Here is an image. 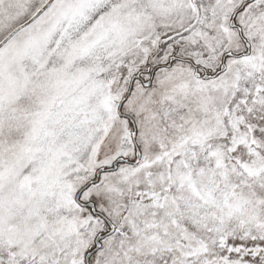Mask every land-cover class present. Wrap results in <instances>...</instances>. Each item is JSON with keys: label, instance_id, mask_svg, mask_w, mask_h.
Instances as JSON below:
<instances>
[{"label": "snow or ice", "instance_id": "obj_1", "mask_svg": "<svg viewBox=\"0 0 264 264\" xmlns=\"http://www.w3.org/2000/svg\"><path fill=\"white\" fill-rule=\"evenodd\" d=\"M0 264H264V0H0Z\"/></svg>", "mask_w": 264, "mask_h": 264}]
</instances>
